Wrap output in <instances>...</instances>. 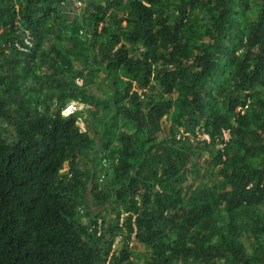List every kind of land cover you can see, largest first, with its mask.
Segmentation results:
<instances>
[{"label": "trees", "instance_id": "16d2710c", "mask_svg": "<svg viewBox=\"0 0 264 264\" xmlns=\"http://www.w3.org/2000/svg\"><path fill=\"white\" fill-rule=\"evenodd\" d=\"M60 1L0 0V264H264V0Z\"/></svg>", "mask_w": 264, "mask_h": 264}, {"label": "rangeland", "instance_id": "374dc122", "mask_svg": "<svg viewBox=\"0 0 264 264\" xmlns=\"http://www.w3.org/2000/svg\"><path fill=\"white\" fill-rule=\"evenodd\" d=\"M14 2L17 5V3L19 4L21 2V0H14ZM260 2H261V0H250V3H249L250 10H248L247 13H246V15H247L246 18L247 19L252 20L255 17L256 12H257V10H256L257 9V4L260 3ZM87 6H92V4L90 3V1L87 2ZM65 14L69 15L68 13H65ZM124 35L125 34L122 33V36H124ZM78 82L81 83V80L78 79ZM104 88H106V80L103 78V74L100 73V74H98V78L96 79V83L93 85L92 89L94 90V92L97 95H100L101 96L104 93V91H103ZM175 97H176V93H173V94H165L164 95V98H175ZM69 106H73L72 110H74V109L76 110V109H81L84 105L82 103H79V102L71 101V103L68 105V107ZM67 108L64 109L63 112L69 113L67 111ZM165 119L167 120L168 117L165 116ZM78 124L80 125V127L83 130L85 129V127H86L85 126L86 125L85 124V121H83L81 119L80 121H78ZM10 133H11V128L8 127V126H6L2 121H0V136L8 137L10 135ZM177 135H179V134H177ZM204 137L208 138L207 137V134H201L199 136L200 139H202ZM208 140H210V139H208ZM217 146H219V145H217ZM201 157H202L201 160L203 162V168H202L203 176H202V178L200 180H204V181L209 180V182H210V179L213 177V175L211 174V171H215L216 172V170L213 169L214 167H212L211 158L209 157L208 154L203 153ZM67 169H69L68 161H66L64 163V167H63L62 171H66ZM214 176H216L217 179L219 178L218 175H214ZM91 208L94 211H97L98 210L95 206H92ZM260 210L264 214V203L260 205ZM112 217H114V215H112ZM114 243H115V246H119V245L122 244V239L120 237H117L115 239ZM245 243L247 244L248 241L245 240ZM129 247L131 248V250L133 252L132 253V259L138 260V259H141L140 257L144 255L145 249H144V247L141 244L133 243L131 241L130 244H129Z\"/></svg>", "mask_w": 264, "mask_h": 264}, {"label": "built area", "instance_id": "2783aa9c", "mask_svg": "<svg viewBox=\"0 0 264 264\" xmlns=\"http://www.w3.org/2000/svg\"><path fill=\"white\" fill-rule=\"evenodd\" d=\"M89 1L91 0H61L59 4V8L63 13H68V14L72 13L74 15L79 16L83 12L84 8L87 6V2ZM80 33H83L82 28L80 29ZM25 42L29 45L32 44L31 39L28 38V36L25 37ZM238 109H241V107H239ZM63 114H69V113L63 112ZM223 133H224L223 134L224 138L228 139L229 132L225 130ZM207 139H209V137ZM66 171H68V169ZM80 211L83 212V209L80 208Z\"/></svg>", "mask_w": 264, "mask_h": 264}, {"label": "bare ground", "instance_id": "6f19581e", "mask_svg": "<svg viewBox=\"0 0 264 264\" xmlns=\"http://www.w3.org/2000/svg\"><path fill=\"white\" fill-rule=\"evenodd\" d=\"M72 108H73V106H69V107L67 108V111H68V112H71Z\"/></svg>", "mask_w": 264, "mask_h": 264}, {"label": "clouds", "instance_id": "9594fccd", "mask_svg": "<svg viewBox=\"0 0 264 264\" xmlns=\"http://www.w3.org/2000/svg\"><path fill=\"white\" fill-rule=\"evenodd\" d=\"M66 108H67V107H66ZM66 108H65V109H66ZM74 110H75V109H74ZM74 110H72L71 112H73ZM71 112H69V113H71Z\"/></svg>", "mask_w": 264, "mask_h": 264}, {"label": "water", "instance_id": "95a60500", "mask_svg": "<svg viewBox=\"0 0 264 264\" xmlns=\"http://www.w3.org/2000/svg\"><path fill=\"white\" fill-rule=\"evenodd\" d=\"M81 120V118H78V121H80Z\"/></svg>", "mask_w": 264, "mask_h": 264}]
</instances>
